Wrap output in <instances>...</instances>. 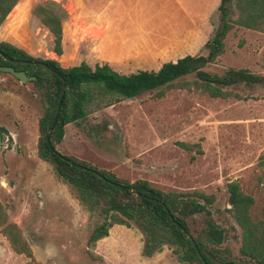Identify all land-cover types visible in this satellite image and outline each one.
<instances>
[{
  "label": "rangeland",
  "instance_id": "rangeland-1",
  "mask_svg": "<svg viewBox=\"0 0 264 264\" xmlns=\"http://www.w3.org/2000/svg\"><path fill=\"white\" fill-rule=\"evenodd\" d=\"M82 1L19 0L0 24V42L34 58L54 60L61 67L105 63L128 75L156 71L162 63L202 54L217 21L216 8L192 20L163 11L139 21L149 30H172L184 37L170 43L165 37L162 42L159 37L148 42L125 38L115 44L103 41L98 21L84 16ZM218 1L211 2L216 5ZM44 2L55 3L66 14L61 20L60 56L52 53V37L31 14L36 4ZM203 3L196 1L198 14ZM227 68L264 76V34L241 27L229 31L222 54L204 70L219 75ZM226 90L231 93L227 99L171 89L160 98L151 91L121 100L65 125L55 150L116 178L144 180L164 192L199 190L212 195L214 202L206 209L211 222L223 232L218 248L229 251L222 257L239 261V229L227 211L225 186L236 181L253 200L250 217L262 220L264 83ZM41 114L34 86L0 72V206L5 224L18 228L34 264H177L165 246L150 257L142 256V235L132 223L129 228L112 225L106 237L93 246L87 244L102 216L98 212L88 215L55 179L49 165L36 157ZM204 222L202 214L195 215L190 229L199 231ZM1 229L0 264H26L29 260L10 249Z\"/></svg>",
  "mask_w": 264,
  "mask_h": 264
},
{
  "label": "trees",
  "instance_id": "trees-1",
  "mask_svg": "<svg viewBox=\"0 0 264 264\" xmlns=\"http://www.w3.org/2000/svg\"><path fill=\"white\" fill-rule=\"evenodd\" d=\"M18 1L0 0V24ZM31 14L52 37V53L60 56L61 20L66 16L65 12L53 2H44L36 4ZM216 14L215 27L203 45L202 54L162 63L156 71H136L128 75L113 71L105 63L90 67L80 62L61 67L54 60L34 58L9 43L0 42V67H11L34 78L27 83L34 86L42 108L37 121L36 157L49 165L55 179L68 189L88 215L98 212L102 216V223L89 234V246L106 237L112 225L129 228L132 223L142 235L141 254L144 257L160 252L165 246L177 264H264V203L262 220H253L249 215L253 200L241 192L236 181L225 186L227 211L239 229V261L235 262L222 257V254H229L226 248H218L223 242V232L211 222L206 209L214 202L212 195L199 190L164 192L144 180L130 182L116 178L108 171L55 150L62 140L65 125L83 119L91 111L145 92L155 91L154 97L160 98L167 91L177 89L227 99L231 96L226 90L228 87L264 83V76L246 69L227 68L219 75L204 70L222 54L223 40L234 27L264 34V0H219ZM188 76L192 79L188 80ZM62 84L63 94L51 127ZM201 214L205 217L203 228L191 230L190 219ZM5 221L0 206V227L10 249L25 256L29 260L26 264H34L18 228Z\"/></svg>",
  "mask_w": 264,
  "mask_h": 264
},
{
  "label": "crops",
  "instance_id": "crops-1",
  "mask_svg": "<svg viewBox=\"0 0 264 264\" xmlns=\"http://www.w3.org/2000/svg\"><path fill=\"white\" fill-rule=\"evenodd\" d=\"M196 1L202 0H99L94 5L90 0H83L82 12L86 18L98 21L97 28L103 41L118 44L119 41L130 38L136 42H148L159 37L158 42H162L161 38L165 37L166 42L170 43L175 37H184L183 33L149 30L139 20L153 18L155 14L162 15L163 11L174 18L199 19L218 5H214L212 0H204L205 4L203 3V8L199 7L198 14Z\"/></svg>",
  "mask_w": 264,
  "mask_h": 264
},
{
  "label": "water",
  "instance_id": "water-1",
  "mask_svg": "<svg viewBox=\"0 0 264 264\" xmlns=\"http://www.w3.org/2000/svg\"><path fill=\"white\" fill-rule=\"evenodd\" d=\"M0 72L9 74L14 79H16L17 81H19L21 84H24V83L33 81V79H34L32 77L25 76V74L23 72H16V71H14L11 67H0ZM63 89H64V85L62 84L61 91H60V93H59V95L57 97L55 114H54V117H53L52 122H51V127L53 126V124L55 123V120H56V116H57L58 108H59V101H60L61 96L63 94ZM46 145L49 147V143H48L47 140H46ZM50 150L51 151H54L52 148H50Z\"/></svg>",
  "mask_w": 264,
  "mask_h": 264
}]
</instances>
